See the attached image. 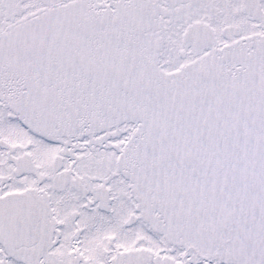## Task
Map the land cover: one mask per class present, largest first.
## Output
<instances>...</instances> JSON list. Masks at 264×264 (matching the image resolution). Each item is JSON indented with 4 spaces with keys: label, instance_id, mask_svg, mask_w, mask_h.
<instances>
[{
    "label": "snow or ice",
    "instance_id": "obj_1",
    "mask_svg": "<svg viewBox=\"0 0 264 264\" xmlns=\"http://www.w3.org/2000/svg\"><path fill=\"white\" fill-rule=\"evenodd\" d=\"M0 264H264V0H0Z\"/></svg>",
    "mask_w": 264,
    "mask_h": 264
}]
</instances>
